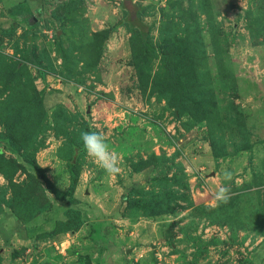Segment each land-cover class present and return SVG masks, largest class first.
I'll return each mask as SVG.
<instances>
[{
	"label": "rangeland",
	"instance_id": "obj_1",
	"mask_svg": "<svg viewBox=\"0 0 264 264\" xmlns=\"http://www.w3.org/2000/svg\"><path fill=\"white\" fill-rule=\"evenodd\" d=\"M31 1L0 0V264H264V0Z\"/></svg>",
	"mask_w": 264,
	"mask_h": 264
},
{
	"label": "clouds",
	"instance_id": "obj_2",
	"mask_svg": "<svg viewBox=\"0 0 264 264\" xmlns=\"http://www.w3.org/2000/svg\"><path fill=\"white\" fill-rule=\"evenodd\" d=\"M80 140L83 148L89 158L104 171L107 177L113 178L123 172L118 154L112 149L108 137L103 131L80 132ZM234 178V172L225 170L223 180L228 182L218 186L213 192V206L227 205L233 198L231 182Z\"/></svg>",
	"mask_w": 264,
	"mask_h": 264
},
{
	"label": "crops",
	"instance_id": "obj_3",
	"mask_svg": "<svg viewBox=\"0 0 264 264\" xmlns=\"http://www.w3.org/2000/svg\"><path fill=\"white\" fill-rule=\"evenodd\" d=\"M4 3V8H6V10L11 9L12 7L20 4L23 0H1ZM28 4H32L33 2L31 0H27ZM13 222V219H11Z\"/></svg>",
	"mask_w": 264,
	"mask_h": 264
},
{
	"label": "trees",
	"instance_id": "obj_4",
	"mask_svg": "<svg viewBox=\"0 0 264 264\" xmlns=\"http://www.w3.org/2000/svg\"><path fill=\"white\" fill-rule=\"evenodd\" d=\"M41 2L43 3V5H50L51 0H41ZM68 172L70 174V177L73 178L74 172H73L72 165L68 164Z\"/></svg>",
	"mask_w": 264,
	"mask_h": 264
}]
</instances>
